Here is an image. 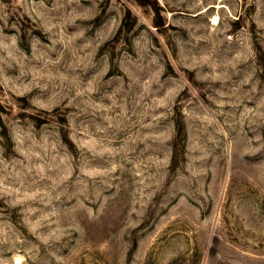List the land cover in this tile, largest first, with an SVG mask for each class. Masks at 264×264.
<instances>
[{
	"label": "rangeland",
	"instance_id": "obj_1",
	"mask_svg": "<svg viewBox=\"0 0 264 264\" xmlns=\"http://www.w3.org/2000/svg\"><path fill=\"white\" fill-rule=\"evenodd\" d=\"M0 264H264V0H0Z\"/></svg>",
	"mask_w": 264,
	"mask_h": 264
},
{
	"label": "bare ground",
	"instance_id": "obj_2",
	"mask_svg": "<svg viewBox=\"0 0 264 264\" xmlns=\"http://www.w3.org/2000/svg\"><path fill=\"white\" fill-rule=\"evenodd\" d=\"M218 23V18L215 16L212 18V24L216 25Z\"/></svg>",
	"mask_w": 264,
	"mask_h": 264
},
{
	"label": "trees",
	"instance_id": "obj_3",
	"mask_svg": "<svg viewBox=\"0 0 264 264\" xmlns=\"http://www.w3.org/2000/svg\"><path fill=\"white\" fill-rule=\"evenodd\" d=\"M154 10H155V11H157V10H158V7H157V6H155V7H154ZM157 26H160V25H157Z\"/></svg>",
	"mask_w": 264,
	"mask_h": 264
}]
</instances>
